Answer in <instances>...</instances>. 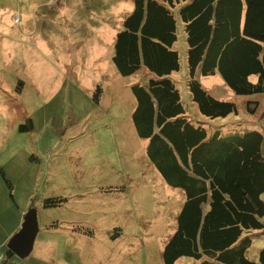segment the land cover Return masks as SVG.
<instances>
[{"label":"rangeland","instance_id":"374dc122","mask_svg":"<svg viewBox=\"0 0 264 264\" xmlns=\"http://www.w3.org/2000/svg\"><path fill=\"white\" fill-rule=\"evenodd\" d=\"M132 8L133 0H0L1 251L31 208L39 230L56 220L61 225L39 233L27 258L12 255L6 264H163L184 196L149 162L147 141L132 124L130 85L142 74L122 77L111 62L115 34ZM182 27L174 45L180 70L173 78L188 118L208 135L246 128L264 134V96H236L218 75L199 80L211 96L235 103L238 115L210 120L195 111L184 82ZM97 87L98 104L92 100ZM253 100L258 110L247 116L244 106ZM26 119L32 129L22 132ZM78 195L88 196L84 204ZM52 197L70 198L71 212L44 209L42 200ZM86 217L84 233L91 235L66 241L68 224ZM252 239L247 257L256 260L264 235ZM175 264L200 262L182 257Z\"/></svg>","mask_w":264,"mask_h":264},{"label":"trees","instance_id":"16d2710c","mask_svg":"<svg viewBox=\"0 0 264 264\" xmlns=\"http://www.w3.org/2000/svg\"><path fill=\"white\" fill-rule=\"evenodd\" d=\"M179 23L187 45L184 82L199 115L215 120L239 113L235 103L211 96L199 77L218 75L236 96H264V0H133L115 35L111 62L122 77L142 74L130 85L132 124L147 141L149 162L184 196L162 263L186 257L200 264H264V247L256 260L247 257L252 237L264 235V134L246 128L208 135L188 118L173 78L180 70L174 49ZM100 94L97 87L94 103ZM256 101L246 102L247 116L256 114ZM19 129H32L31 120ZM66 201L46 198L42 207ZM1 250L6 264L13 254Z\"/></svg>","mask_w":264,"mask_h":264},{"label":"water","instance_id":"95a60500","mask_svg":"<svg viewBox=\"0 0 264 264\" xmlns=\"http://www.w3.org/2000/svg\"><path fill=\"white\" fill-rule=\"evenodd\" d=\"M38 231L37 211L31 208L24 215L20 229L7 242V250L19 259L27 258L33 250Z\"/></svg>","mask_w":264,"mask_h":264},{"label":"crops","instance_id":"0c3cea01","mask_svg":"<svg viewBox=\"0 0 264 264\" xmlns=\"http://www.w3.org/2000/svg\"><path fill=\"white\" fill-rule=\"evenodd\" d=\"M118 32V31H117ZM116 32V33H117ZM116 35V34H115ZM114 39H115V37H114ZM253 81H254V78H253ZM85 133H83L82 134V137H85V135H84ZM117 188H119V187H117ZM119 190V189H118ZM118 190H113V191H118ZM120 190H122V189H120ZM105 191H108V190H105ZM109 191H112V190H109ZM123 191V190H122ZM88 195V194H87ZM87 195H78V196H75L76 198V200L77 201H79V203L78 204H81V203H83L84 204V202H86V197H88ZM72 198H74V197H72ZM67 199V201H66V203H64L61 207H59L58 209H60V208H62L63 206L64 207H68L69 208V211L71 212V207H72V203L70 202V198H66ZM88 203H90V201L88 200ZM86 206V208L88 209L89 208V205H85ZM86 220H84V221H82V222H85V223H82V222H79V221H75L74 223H69L68 224V227H67V229H68V231L69 232H65L64 234L66 235V237H65V239H66V241H68V240H72V239H76V236L77 235H82V236H84V237H87L88 235H85L84 233H79L78 231H75V228L76 227H80V228H85V227H88L86 224H89V223H87V222H90L89 220H88V217H86L85 218ZM59 220H56V221H54L55 223H58V227H56V228H50V227H48L51 223H49L48 225H44L43 227H42V229H40L39 231H38V234L39 233H41L42 231L44 232V231H57V230H59V229H61V225H60V221L58 222ZM53 222V223H54ZM63 223V222H62ZM64 224V223H63ZM66 224V223H65ZM42 232V233H43ZM38 234H37V236H38ZM37 240V239H36ZM36 242V241H35ZM52 247H53V245L55 244V242H54V240H52ZM41 244H43L44 245V242H41ZM34 246H35V243H34ZM34 246H33V248H34ZM57 250L59 251V248H57ZM38 259H40V258H38ZM178 261V260H177ZM176 261V262H177ZM175 262V263H176ZM48 263V262H47ZM49 264V263H48Z\"/></svg>","mask_w":264,"mask_h":264},{"label":"built area","instance_id":"2783aa9c","mask_svg":"<svg viewBox=\"0 0 264 264\" xmlns=\"http://www.w3.org/2000/svg\"><path fill=\"white\" fill-rule=\"evenodd\" d=\"M5 261V256L0 253V264H2Z\"/></svg>","mask_w":264,"mask_h":264}]
</instances>
